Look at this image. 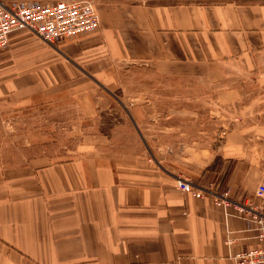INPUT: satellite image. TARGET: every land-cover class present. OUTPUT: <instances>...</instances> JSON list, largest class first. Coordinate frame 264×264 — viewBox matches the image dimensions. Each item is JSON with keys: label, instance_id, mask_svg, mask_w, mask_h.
Instances as JSON below:
<instances>
[{"label": "crops", "instance_id": "crops-1", "mask_svg": "<svg viewBox=\"0 0 264 264\" xmlns=\"http://www.w3.org/2000/svg\"><path fill=\"white\" fill-rule=\"evenodd\" d=\"M37 1L53 0L0 4ZM92 1L98 29L57 46L20 30L0 50V136L13 134L19 151L10 160L1 139L0 264H232L229 250L258 246L249 215L264 213L255 194L264 184V0ZM124 64L218 86L222 98L242 96L235 70L255 88L190 174L119 160L99 143L74 158L48 149L25 158L50 143V126L16 125L26 112L73 104L83 130L99 113L96 87L121 100ZM179 178L196 191H181Z\"/></svg>", "mask_w": 264, "mask_h": 264}, {"label": "rangeland", "instance_id": "rangeland-1", "mask_svg": "<svg viewBox=\"0 0 264 264\" xmlns=\"http://www.w3.org/2000/svg\"><path fill=\"white\" fill-rule=\"evenodd\" d=\"M117 72L123 86L122 101L113 100L96 87L100 98L94 99L99 113L95 122H88L83 130L79 120L71 118L75 113L73 104L26 112L23 121L16 125L29 131L46 125L51 128L44 135L50 141L47 148L27 147L25 158L45 149L55 159L74 158L99 143L119 160L190 174L192 166L212 154L230 119L251 101L255 88L254 76L238 70L233 71L231 85L236 84L240 91L239 100L237 93L222 98L218 86L163 77L150 66L124 64ZM6 123L13 129L14 121ZM4 138L10 145H1L2 150L10 152V160L18 159V146L12 143L15 136L2 135L0 142ZM217 163L215 158L214 164Z\"/></svg>", "mask_w": 264, "mask_h": 264}, {"label": "built area", "instance_id": "built-area-1", "mask_svg": "<svg viewBox=\"0 0 264 264\" xmlns=\"http://www.w3.org/2000/svg\"><path fill=\"white\" fill-rule=\"evenodd\" d=\"M99 24L92 0L37 1L23 6L0 4V50L7 46L11 34L20 30L35 35L48 45L57 46L74 35L98 29ZM177 187L183 192L196 191L186 179L179 178ZM255 194L264 199V184L257 186ZM226 197L227 193L223 199L227 200ZM249 217L253 223L250 230L255 233L258 246L233 253L229 250L232 264H264V213L255 211ZM232 243L227 235L228 249Z\"/></svg>", "mask_w": 264, "mask_h": 264}, {"label": "trees", "instance_id": "trees-1", "mask_svg": "<svg viewBox=\"0 0 264 264\" xmlns=\"http://www.w3.org/2000/svg\"><path fill=\"white\" fill-rule=\"evenodd\" d=\"M213 164H214V163H213ZM212 166H213V165H212ZM212 166H211V167H212Z\"/></svg>", "mask_w": 264, "mask_h": 264}]
</instances>
